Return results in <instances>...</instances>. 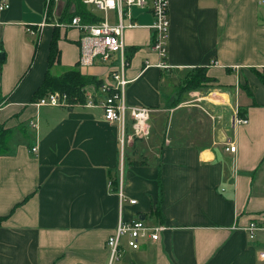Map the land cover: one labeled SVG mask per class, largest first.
Wrapping results in <instances>:
<instances>
[{
    "label": "crops",
    "instance_id": "0c3cea01",
    "mask_svg": "<svg viewBox=\"0 0 264 264\" xmlns=\"http://www.w3.org/2000/svg\"><path fill=\"white\" fill-rule=\"evenodd\" d=\"M1 2L0 129L11 134L0 155V264H108L121 216L169 228L138 250L124 245L119 264H264V231L251 239L245 229L264 222V3L170 0V68L152 50V11L131 8L126 101L152 110L149 137L129 120L122 147L101 108L37 104L56 31L52 74L79 67L102 82L112 70L79 66L81 32L57 25L70 22L60 21L66 0ZM200 69L210 81L187 87Z\"/></svg>",
    "mask_w": 264,
    "mask_h": 264
},
{
    "label": "built area",
    "instance_id": "2783aa9c",
    "mask_svg": "<svg viewBox=\"0 0 264 264\" xmlns=\"http://www.w3.org/2000/svg\"><path fill=\"white\" fill-rule=\"evenodd\" d=\"M58 1V0H57ZM60 1V0H59ZM87 6H93L98 11L107 15L98 23L84 22L80 16L74 17L70 22L57 23L65 28H76L81 32L80 38V67H90L97 62L107 64L112 68L110 74L98 87V90L85 92V101H71L66 93L60 91L49 92L40 97L37 104L40 106L75 107L85 106L89 108L99 107L104 112V117L109 122H116L121 129V146L126 141L127 129L131 123L133 135L139 138H147L150 135L148 124L152 108L149 106H131L126 101V87L130 80L125 77V70L129 65L125 32L129 28L138 27L134 20L131 8H149L154 17V39L152 50L160 56L159 66L170 68L166 58L168 51V33L170 27L169 4L170 0H83ZM264 3V0H260ZM7 2L0 3V10L8 7ZM110 11L116 12V22H112L108 16ZM101 95L98 100L97 95ZM130 118V119H129ZM129 120L131 122L129 123ZM238 123H247L246 118L236 119ZM30 126L38 128V122L30 121ZM236 145L231 141L227 143L226 150L236 151ZM33 152L37 148L32 149ZM123 152V148H122ZM119 193L121 200H126L122 190L123 164L120 169ZM131 205L137 203L136 199H128ZM259 220H264L263 218ZM169 227L165 224H149L141 217L126 219L120 217L114 232L107 239L109 251L108 264H119L125 252V246L138 250L144 242L158 241L161 233ZM251 239H255L259 231H264V222L251 221L246 227Z\"/></svg>",
    "mask_w": 264,
    "mask_h": 264
},
{
    "label": "trees",
    "instance_id": "16d2710c",
    "mask_svg": "<svg viewBox=\"0 0 264 264\" xmlns=\"http://www.w3.org/2000/svg\"><path fill=\"white\" fill-rule=\"evenodd\" d=\"M80 16L84 22L98 23L102 17L94 13L83 0H66L65 9L60 21H71L74 17ZM58 33L55 32L50 45L49 69L46 76L35 92V98H40L49 92L60 91L66 93L71 101H85V89L89 85H98L100 80L95 76L83 74L79 67L69 68L58 75L51 73V68L59 57ZM210 81L206 76L205 69L198 70V73L188 81L187 87L198 88L202 83ZM11 130L0 129V155L8 150L7 141L10 137ZM117 186V182H114Z\"/></svg>",
    "mask_w": 264,
    "mask_h": 264
},
{
    "label": "rangeland",
    "instance_id": "374dc122",
    "mask_svg": "<svg viewBox=\"0 0 264 264\" xmlns=\"http://www.w3.org/2000/svg\"><path fill=\"white\" fill-rule=\"evenodd\" d=\"M93 10H95V9L93 8ZM56 70H57L56 72H60L59 69H56Z\"/></svg>",
    "mask_w": 264,
    "mask_h": 264
},
{
    "label": "water",
    "instance_id": "95a60500",
    "mask_svg": "<svg viewBox=\"0 0 264 264\" xmlns=\"http://www.w3.org/2000/svg\"><path fill=\"white\" fill-rule=\"evenodd\" d=\"M143 218V217H142Z\"/></svg>",
    "mask_w": 264,
    "mask_h": 264
}]
</instances>
